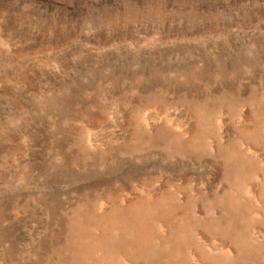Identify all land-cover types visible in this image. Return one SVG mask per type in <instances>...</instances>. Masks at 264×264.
<instances>
[{
    "label": "rangeland",
    "instance_id": "obj_1",
    "mask_svg": "<svg viewBox=\"0 0 264 264\" xmlns=\"http://www.w3.org/2000/svg\"><path fill=\"white\" fill-rule=\"evenodd\" d=\"M153 197L173 264H264V0H0V264H94L72 222Z\"/></svg>",
    "mask_w": 264,
    "mask_h": 264
},
{
    "label": "bare ground",
    "instance_id": "obj_2",
    "mask_svg": "<svg viewBox=\"0 0 264 264\" xmlns=\"http://www.w3.org/2000/svg\"><path fill=\"white\" fill-rule=\"evenodd\" d=\"M189 129V128H188ZM258 198L262 196V187L259 186L256 189ZM234 199V198H233ZM231 199L229 201V206H235V200ZM264 199V198H263ZM143 201L134 202L129 204V208H126V217H123L114 210L105 209V206H102L100 211V217L94 218L95 222H98L103 228H105L100 235H92L86 231V227L80 224V221H73L71 224V235L69 237V242L67 243V248L71 253L73 259L79 263L84 262L86 257H92L93 253L99 252L101 257L94 261V264H130L135 263L131 262L130 255L134 253L140 257L146 255L147 253V242L151 236V232L154 231L156 225L159 221L164 222V225L167 227L164 233V240L162 241L163 247L161 251H158L155 255V264L156 259L157 263L159 260L167 261L170 264L176 262V257L178 253L185 249L186 236L189 228L176 227L175 224L178 223L177 220L171 219V209L170 205L166 198H157V199H142ZM233 200V201H232ZM238 203V202H237ZM264 222V216H263ZM261 223V227H264V223ZM257 227V226H256ZM260 228V226L258 227ZM111 230H118L119 236L116 237L111 233ZM132 233V236H135L133 239H125L127 235ZM252 233V232H251ZM257 231L253 228V234L250 237L257 236ZM261 236V235H260ZM264 241V239H263ZM225 246V245H224ZM235 255L229 250L228 258L231 260L238 261L241 258L242 251L235 247ZM135 248L137 251L132 250ZM164 249V251H163ZM196 253V252H195ZM241 254V255H238ZM248 255V254H247ZM247 255L245 258L247 259ZM250 255V254H249ZM151 255L148 254L147 257ZM240 258H239V257ZM184 256H182L183 259ZM154 258V257H153ZM249 259V258H248ZM247 259V260H248ZM184 262V261H183ZM240 264H245L238 261ZM224 260L208 262L207 264H224ZM230 264H235L232 261H229ZM148 264V263H147ZM195 264V263H187ZM199 264V263H197ZM204 264H206L204 262ZM226 264V263H225ZM246 264H249L246 263Z\"/></svg>",
    "mask_w": 264,
    "mask_h": 264
}]
</instances>
